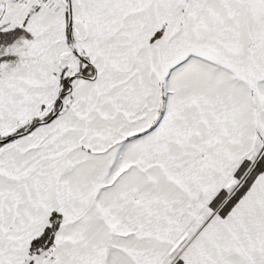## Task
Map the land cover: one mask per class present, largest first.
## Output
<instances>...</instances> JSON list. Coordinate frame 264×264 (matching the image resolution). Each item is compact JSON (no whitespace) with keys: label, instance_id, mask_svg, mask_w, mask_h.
Listing matches in <instances>:
<instances>
[{"label":"snow or ice","instance_id":"obj_1","mask_svg":"<svg viewBox=\"0 0 264 264\" xmlns=\"http://www.w3.org/2000/svg\"><path fill=\"white\" fill-rule=\"evenodd\" d=\"M0 264H264V0H0Z\"/></svg>","mask_w":264,"mask_h":264}]
</instances>
